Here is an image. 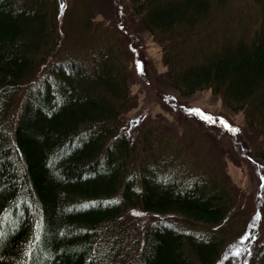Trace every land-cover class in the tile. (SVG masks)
Instances as JSON below:
<instances>
[{
	"label": "trees",
	"instance_id": "trees-1",
	"mask_svg": "<svg viewBox=\"0 0 264 264\" xmlns=\"http://www.w3.org/2000/svg\"><path fill=\"white\" fill-rule=\"evenodd\" d=\"M127 2L171 87L242 113L264 163V0ZM71 11L0 0V264H219L251 208L212 169L133 133L122 46L87 3ZM85 37L92 50L68 47ZM139 207L160 218L135 229L125 216ZM253 254L264 264V247Z\"/></svg>",
	"mask_w": 264,
	"mask_h": 264
},
{
	"label": "rangeland",
	"instance_id": "rangeland-1",
	"mask_svg": "<svg viewBox=\"0 0 264 264\" xmlns=\"http://www.w3.org/2000/svg\"><path fill=\"white\" fill-rule=\"evenodd\" d=\"M63 1L69 13L76 3H87L94 23L110 30L122 46L132 96L124 117L133 133L149 130L159 137L152 139L153 147L163 143L170 152L179 151V160L185 164L198 162L200 170L212 169L251 208L245 234L229 244L219 263L249 264L253 253L264 247V163L254 158L261 140L251 135L242 113L232 112L211 90L181 97L168 79L162 46L141 25L127 0ZM76 42L68 47L92 50L95 45L91 37ZM125 217L135 229L160 218L141 207Z\"/></svg>",
	"mask_w": 264,
	"mask_h": 264
}]
</instances>
